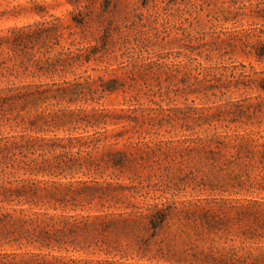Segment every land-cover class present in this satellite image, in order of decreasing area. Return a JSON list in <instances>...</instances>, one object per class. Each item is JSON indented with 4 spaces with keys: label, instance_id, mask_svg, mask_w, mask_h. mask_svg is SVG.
Instances as JSON below:
<instances>
[{
    "label": "trees",
    "instance_id": "16d2710c",
    "mask_svg": "<svg viewBox=\"0 0 264 264\" xmlns=\"http://www.w3.org/2000/svg\"><path fill=\"white\" fill-rule=\"evenodd\" d=\"M68 1L77 11L73 21L75 27L82 29L80 41L72 39L71 29L66 33L62 31L57 19L29 25L22 31L12 29L10 40L4 41L0 37L3 71L28 72L31 77L60 80L14 85L10 84V78L0 74V123L24 128L19 135L0 137V264H109L113 261L82 259L61 255V252L112 255L114 258L121 252L118 247L122 243L121 235L140 241V232L145 231L150 232L152 238L169 225L173 216L183 212L178 210V205L183 207L185 204L196 209L184 212L185 220L212 237L228 234L232 220L223 212L225 201L221 205L217 198L206 197L178 203L173 192L170 198L149 197L142 192L143 181L150 176L145 171L161 161V147L151 137L156 132L154 127L162 126V119L149 116L140 120L139 107L116 111L105 108L66 111L60 107L62 102L76 104L97 100L94 98L97 90L92 87L96 83L100 93L133 91L139 81L135 74H129L134 70L157 81L165 76L175 97L185 95L186 90L187 94L194 93L191 86L180 88L177 82H172L180 74V80L186 76L187 72L182 70L188 65L167 63L166 55L151 49L132 48L126 36L117 34L120 27L115 21L102 25L98 37L85 42L90 16L83 15L81 4L86 2V9L93 11L94 2ZM255 1L253 4L248 0L250 7H245V4L236 6L238 1L232 0L233 6L226 12L225 21L229 15L231 20L244 16L245 9L264 19V0ZM141 18L142 15L134 14L130 18L124 17L122 22L131 28L137 20L142 21ZM98 21L102 22L101 14ZM4 44L11 49L6 51ZM243 45L251 47L249 53L256 61H264V40L259 39L252 45L245 41ZM18 48L24 61L9 66L10 52ZM131 50L137 51L138 62L131 60ZM112 63H116L117 68ZM200 67L202 69H197L202 70L200 73L209 82L208 88L218 91L221 96L240 89L257 88L264 92V77L255 78L256 74L247 73L244 66H240L241 69L236 65ZM97 69L102 70L103 75L91 79V73ZM116 71L123 77L116 76ZM2 83L5 86H1ZM142 83L149 90L148 81ZM70 85L76 88L73 97L67 93ZM52 88L56 95H50ZM128 102L137 106L138 92H133ZM255 105L260 111L261 102ZM254 118L257 116L253 115L251 119ZM197 121L194 120L193 125L198 127ZM38 122L55 131L81 129L83 133L51 138L25 133L26 130L33 131ZM190 127L186 130H193ZM234 138L240 142L232 144L227 151V140L231 139L228 135H187L180 142L187 143V147L195 145L181 157H203L220 170H228L232 175L229 185L240 188L232 193L240 194L245 184L253 187L251 173L256 162L264 173V143L258 144L249 137ZM161 155L166 156L165 153ZM72 169L86 179L79 177L66 184L60 183L59 178L66 179ZM260 181L255 191L245 190L255 196L247 204L235 206L241 210L235 220L249 221V234L256 237L264 234V201L257 199L261 194L264 197V176ZM204 187L216 191L212 180ZM125 245L129 246V243ZM123 257L125 255L120 256Z\"/></svg>",
    "mask_w": 264,
    "mask_h": 264
},
{
    "label": "rangeland",
    "instance_id": "374dc122",
    "mask_svg": "<svg viewBox=\"0 0 264 264\" xmlns=\"http://www.w3.org/2000/svg\"><path fill=\"white\" fill-rule=\"evenodd\" d=\"M91 1L94 2L93 11L86 9L88 7L86 2L81 4L83 15L90 16L85 30V42L96 39L102 25L115 21L120 27L117 34L126 36L132 48L139 46L142 50L151 49L155 53L166 55L167 63L188 65L182 70L187 72L186 76L180 80V74L172 82H177L180 88L191 86L194 93L187 94L186 90L185 95L175 97L169 89L170 81L165 76H161L157 81L134 70L129 71V74H135L139 81L133 91L100 93L96 83L92 87L97 90L94 95L97 100L86 103L81 101L76 104L62 102L60 107L66 111L77 108H105L116 111L121 108L139 107L137 114L140 120L149 116L155 120L162 119V126L159 129L154 127L156 132L151 137L161 147L160 156L158 155L161 161L160 164H154L150 170L145 171L150 176L143 181L142 192L149 197L167 198H170L173 192L178 203L214 197L221 205L222 201L226 202L223 205V212L232 222L228 234L219 233L212 237L199 226L183 218L184 212L196 210L193 206L178 205V210L183 212L173 216L169 225L159 230L156 236L150 238V232L141 231L140 241H135L128 235H121V246L113 244L121 249L114 258L112 255H86L81 252L68 254L61 252V255L94 261L112 260L113 262L109 264H264V234L260 237L250 236L249 221L235 220L241 212L235 206L245 205L252 196H255H250L245 190L255 191L256 184L261 182V176H264L262 166L257 162L254 164L251 173L253 187L245 184L240 194H233L232 192L240 188L229 185L232 175L228 170H220L203 157L192 155L182 158L181 154L190 152L195 144L187 147V143L180 142L187 135L194 137L214 133L231 137L227 140V151L232 144L240 142V139L234 138L235 136L253 138L258 144L264 143V92L257 88L240 89L230 90L221 96L218 91L208 88L209 82L200 73L202 70L198 71L202 69L200 66L210 69L214 66L236 65L238 69L244 66L247 73H255V78L264 77V61H256L252 53H249L252 52L251 47L243 45L245 41L252 45L259 39L264 40V19L251 15L250 9H245L244 16L231 20L232 17L229 15L225 21L226 12L233 6L232 0ZM237 1L236 6L245 4V7H250L248 0ZM250 1L256 3L255 0ZM76 13L68 0H0V37L5 39L4 41L10 40L9 31L12 29L22 31L29 25L57 19L60 29L65 33L67 29H71L74 33L72 39L78 42L83 32L81 28L74 26L73 16ZM100 14L101 23L98 21ZM134 14L142 15V21L137 20L131 28H127L122 22L123 18H130ZM37 47L38 45L35 46ZM3 48L6 51L11 49L6 44ZM57 49L58 47L55 51ZM10 54L12 58L8 61L9 66L24 61L19 48ZM130 58L133 62H138L137 51L131 50ZM1 61L0 58V74L10 78V84L60 82L56 77H31L27 75L28 72L16 74L13 70L3 71ZM112 65L117 68L116 63ZM203 72L206 70L203 69ZM115 74L123 77L120 71H116ZM99 75H103V71L97 69L91 73V79H96ZM144 80L148 81L149 90L143 85ZM1 86H5V83ZM75 89V86H67L69 97H73ZM133 92H138L137 106L128 102ZM50 95H56L55 88H52ZM258 95L260 97H257ZM259 102L260 111L255 105ZM253 115L257 118L251 119ZM194 120L199 124L198 127L193 125ZM187 126H191L193 130L187 131ZM23 131L22 127L13 128L0 123V137L19 135ZM88 131L91 133L90 129ZM25 133L39 138H51L63 137L69 133L78 135L83 131L81 129L75 132L55 131L38 122L33 131L26 130ZM161 153H165L166 156ZM67 174L66 179L59 178L60 183L66 184L79 177L86 179L80 173L75 174V169ZM208 180L216 184V191L203 189ZM260 198L264 201L262 194L257 196V199ZM126 243H129V246H126ZM124 255L125 257L121 259L120 256Z\"/></svg>",
    "mask_w": 264,
    "mask_h": 264
}]
</instances>
